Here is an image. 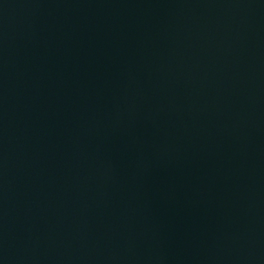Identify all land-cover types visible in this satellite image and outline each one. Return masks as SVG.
I'll return each mask as SVG.
<instances>
[{
  "label": "water",
  "instance_id": "95a60500",
  "mask_svg": "<svg viewBox=\"0 0 264 264\" xmlns=\"http://www.w3.org/2000/svg\"><path fill=\"white\" fill-rule=\"evenodd\" d=\"M0 264H264V0H0Z\"/></svg>",
  "mask_w": 264,
  "mask_h": 264
}]
</instances>
